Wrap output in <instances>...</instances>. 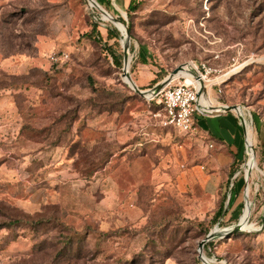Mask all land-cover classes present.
<instances>
[{"label":"rangeland","instance_id":"374dc122","mask_svg":"<svg viewBox=\"0 0 264 264\" xmlns=\"http://www.w3.org/2000/svg\"><path fill=\"white\" fill-rule=\"evenodd\" d=\"M95 1L123 19L140 89L186 63L222 75L209 94L243 109L262 173L247 195L239 127L213 219L220 194L188 170L214 148L164 126L158 98L129 86L114 24L86 0H0V221L21 218L0 229V264H264V0ZM94 26L97 40L87 36ZM58 51L68 59L50 62ZM242 211L253 226L199 249Z\"/></svg>","mask_w":264,"mask_h":264},{"label":"crops","instance_id":"0c3cea01","mask_svg":"<svg viewBox=\"0 0 264 264\" xmlns=\"http://www.w3.org/2000/svg\"><path fill=\"white\" fill-rule=\"evenodd\" d=\"M202 99L207 106H216L215 99L209 94V86L205 88ZM197 125L200 134L196 138L197 145L214 148V156H211L206 150L203 153L201 151L203 154L202 164L207 162L208 167L203 168L202 164L196 165L188 172L194 185L202 189L203 192L216 196L219 191H223L222 187L228 180V167L240 146L242 138L240 126L231 112L203 116L197 119ZM5 159H0V165L6 162ZM221 159L223 161L219 162Z\"/></svg>","mask_w":264,"mask_h":264},{"label":"built area","instance_id":"2783aa9c","mask_svg":"<svg viewBox=\"0 0 264 264\" xmlns=\"http://www.w3.org/2000/svg\"><path fill=\"white\" fill-rule=\"evenodd\" d=\"M48 59L52 63L64 61L68 59V53L65 51L52 52ZM175 80L176 82L172 84ZM197 90L198 87L194 79L188 80L181 75L171 80L157 95L151 98L157 97V103L161 104V121L164 126H170L184 134L198 132L196 114L205 116L206 113L201 110L202 106L195 104Z\"/></svg>","mask_w":264,"mask_h":264},{"label":"bare ground","instance_id":"6f19581e","mask_svg":"<svg viewBox=\"0 0 264 264\" xmlns=\"http://www.w3.org/2000/svg\"><path fill=\"white\" fill-rule=\"evenodd\" d=\"M86 3L89 5V7H94L96 9L100 10L102 15L106 19L110 20L114 24V26L121 32V34L123 35V38H124V53L125 52L128 53V45H127L128 41L126 40L125 35H124V33H125L124 26L117 20V18L113 17L105 9H103L95 0H86ZM122 30H124V31L122 32ZM128 68H129V60H128V64H127V69ZM196 69H197L196 65L192 66L189 63L183 64L181 69L175 75V78L177 76H179V75H182V76L186 77V79H188V80L194 79L196 81V84H197L198 88H200V87L204 88V92L199 96V101L202 104L201 110L203 112H205L206 114H214V113H216L219 110L218 107L220 106V104L216 105V106H207L206 102L202 99V96L205 93V88L206 87L209 86V90H210L212 85L215 82H219V80L223 79V77H222V75H220V76H216L215 78L208 79V78H206L203 75L197 74ZM182 70L188 71L189 72V76L180 74V72ZM125 81L130 85L131 82H130L129 78L125 77ZM235 111H236V113L238 114V116L240 117V119H241V121L243 123V127H244L243 134H244V136H246V138H245V144H246L245 153H246V156H245V160H244V163H243V171H244V175H245V181L247 182L245 190H246V194L248 195V193L250 191V185H249L250 184V175L257 173V171H258V173H262V171L259 169V167L257 165L256 156H255V153H254V150H253V146H254L253 134H252L250 129H248L246 131V124H245V121L243 119V116L245 115V113H244V111H243V109L241 107L239 108V106H237ZM242 214H243V216H242ZM242 214H241V216L239 218V221H240V225H241L242 229L245 230V229L253 226V224H245L244 220H245L246 212L245 213L243 212Z\"/></svg>","mask_w":264,"mask_h":264},{"label":"water","instance_id":"95a60500","mask_svg":"<svg viewBox=\"0 0 264 264\" xmlns=\"http://www.w3.org/2000/svg\"><path fill=\"white\" fill-rule=\"evenodd\" d=\"M125 29V38L127 41H129V35H128V31H127V28L124 27ZM128 60L129 59V56L128 54L125 52L123 53V66H122V70H123V74L125 77L129 78L130 80V87L138 94L142 95V96H145V97H149V98H153L155 95L158 94V92L165 86L167 85L171 80H173L175 78V75L177 74V72L181 69L182 65H179L177 66L175 69H173L171 72H169L162 80L156 82L151 88H148V89H140L136 83L133 81V79L131 78V76L129 75L128 73V69H127V64H128ZM197 71V74H199V71L196 69ZM123 76V77H124ZM181 76V75H179ZM178 77V76H177ZM204 92V88L200 87L198 88L197 90V99L195 100V104L197 106H202V104L200 103L199 101V96ZM238 105H228V104H225V103H220V108L218 107V111L214 114H221V113H224V112H231L234 114V116L236 117L237 119V122L239 124V126L242 128V130L244 131V127H243V123L240 119V117L238 116V114L236 113L235 109L237 108ZM245 205V203H244ZM239 230H242V227L240 225V221L238 220V222L230 227V228H224V229H218V228H214L212 230H210L204 239H202L199 243H198V247L199 249L202 248V246L209 240H212L214 239L215 237L217 236H221V235H224V234H228V233H232V232H235V231H239Z\"/></svg>","mask_w":264,"mask_h":264},{"label":"trees","instance_id":"16d2710c","mask_svg":"<svg viewBox=\"0 0 264 264\" xmlns=\"http://www.w3.org/2000/svg\"><path fill=\"white\" fill-rule=\"evenodd\" d=\"M135 10V6L132 4V1H130L129 2V4H128V16L130 17V13H132V11H134ZM117 20L120 22V23H122L123 24V19H121V18H117ZM116 34H117V31L116 30H113ZM99 32H98V30H97V27L96 26H94L93 28H92V30L90 31V33L87 35L89 38H91V39H94V40H97V37L98 38H100V36H99V34H98ZM110 37L112 36V33L110 32L109 34H108ZM113 60H114V62L115 63H119V60H118V58H113ZM180 74H183V75H187V76H189V72L188 71H184V70H182L181 72H180ZM155 81V80H154ZM2 86L0 85V88H1ZM155 99V98H154ZM153 100V99H152ZM158 106H161V104H157ZM236 159H237V154H234V159H233V161H232V163L229 165V167H228V175H232L233 174V168H234V166H235V161H236ZM222 192L221 191H219V194H220V198H219V206H218V208H217V210L215 211V213H214V216H213V219H217V218H219L220 216H221V214L224 212V201H225V198H226V196L225 195H223V194H221ZM19 221H21V218L20 217H13V218H7V219H5V220H2V221H0V229L1 228H3V227H8V226H13V225H15V224H17ZM35 221L33 220V219H30L29 221H28V223L29 224H33Z\"/></svg>","mask_w":264,"mask_h":264}]
</instances>
